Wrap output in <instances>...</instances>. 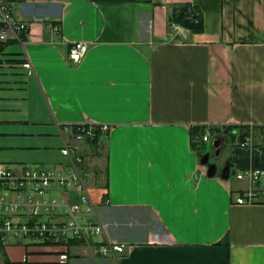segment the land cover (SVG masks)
Returning <instances> with one entry per match:
<instances>
[{
  "label": "crops",
  "instance_id": "1",
  "mask_svg": "<svg viewBox=\"0 0 264 264\" xmlns=\"http://www.w3.org/2000/svg\"><path fill=\"white\" fill-rule=\"evenodd\" d=\"M8 1L29 29L24 48L0 47V164L58 169L68 162L63 136L70 138L61 126H110L90 190L106 235L10 246L11 261L28 254L31 264H264V179L256 202L240 205L249 183L230 180L233 173L209 177L200 159L213 152L204 151L207 142L193 145L219 135L223 152L228 138L214 131L231 126H256L262 145L264 0ZM186 3L203 13L200 34L169 22ZM77 41L90 48L74 63L68 51ZM239 149L227 159L231 172ZM51 197L79 201L73 189ZM106 239L125 252L101 255Z\"/></svg>",
  "mask_w": 264,
  "mask_h": 264
},
{
  "label": "built area",
  "instance_id": "2",
  "mask_svg": "<svg viewBox=\"0 0 264 264\" xmlns=\"http://www.w3.org/2000/svg\"><path fill=\"white\" fill-rule=\"evenodd\" d=\"M172 27L177 31L180 25L173 24ZM28 29L29 25L15 16L12 4L8 0H0V47L15 42L24 48ZM89 48L86 42H74L68 51L69 60L81 62ZM62 131L68 132L70 138L63 136L61 151L68 162L60 168L15 170L7 164H0V264H6V261L15 263L7 251L10 246L24 244L30 248L70 242L90 243L106 235L107 226L100 219L98 206L91 197L90 190L98 181L95 167L89 163V153L99 155L100 150L99 153L94 152L92 143L97 134H100L103 143L110 126L77 123L61 126ZM260 132L264 135V127ZM233 136L237 141L236 147L247 151L250 159L261 153L256 126H249L248 134L243 137L236 129ZM219 137L207 133L201 139L196 138V142H207L213 146ZM76 143L87 144V150L81 151ZM235 172L237 179L246 180L250 185L237 197L236 202L240 205L255 203L264 170L250 164L244 170L236 168ZM56 188L77 191L79 201L72 204L58 202L51 197ZM104 203L109 204L110 200L106 198ZM98 251L103 256L116 257L125 252V247L108 239L99 240ZM60 260L67 263L68 256L61 255ZM16 264H31L29 255L25 254Z\"/></svg>",
  "mask_w": 264,
  "mask_h": 264
},
{
  "label": "trees",
  "instance_id": "3",
  "mask_svg": "<svg viewBox=\"0 0 264 264\" xmlns=\"http://www.w3.org/2000/svg\"><path fill=\"white\" fill-rule=\"evenodd\" d=\"M169 22L171 25L177 24L184 28H187L191 30L193 33L200 34L204 29V16L201 11V9L191 3H186L180 6H177L174 8L172 14L169 17ZM226 129L221 130V128L216 129L214 133H221L222 131H225V137L229 138L232 136L233 131L238 129L242 135V137L245 134H248L249 126H231V127H225ZM205 130L201 131V134L203 135ZM233 139H235V136H233ZM196 142V139H195ZM194 142V143H195ZM194 145L195 150H199V146H197L198 142H196ZM102 140L100 138V134H97L96 139L93 141L92 145H94L92 148L94 152L99 153V150L101 148ZM234 162L236 163V166L238 169L244 170L250 166V164L254 168H259L264 170V139L261 145V153L256 154L253 156L252 159H250L249 153L245 150H238V153L236 157L234 158ZM75 243V242H71ZM6 264H15L11 263L9 261H6Z\"/></svg>",
  "mask_w": 264,
  "mask_h": 264
},
{
  "label": "water",
  "instance_id": "4",
  "mask_svg": "<svg viewBox=\"0 0 264 264\" xmlns=\"http://www.w3.org/2000/svg\"><path fill=\"white\" fill-rule=\"evenodd\" d=\"M222 143L223 142L219 141L218 139L214 141L213 149L215 151V155H212L211 152H207L201 156L200 162L202 165L208 168L209 177H215L219 174L221 178L225 180H229L231 175V168L235 167L232 160L229 159L222 168L219 167V164L217 162H211V158L216 160L220 157L222 152L221 149Z\"/></svg>",
  "mask_w": 264,
  "mask_h": 264
},
{
  "label": "rangeland",
  "instance_id": "5",
  "mask_svg": "<svg viewBox=\"0 0 264 264\" xmlns=\"http://www.w3.org/2000/svg\"><path fill=\"white\" fill-rule=\"evenodd\" d=\"M221 133H225V131H222ZM236 140H234L232 137H229L228 138V142L226 144V147L224 149V151L221 153L220 157L218 159H216L217 163L219 164V167L222 168V166L225 164V162L227 161V159L234 153V151L236 150ZM213 152V155H215V151L213 149V147L211 146L210 143L206 144L204 146V151L205 150H210ZM98 156V155H96ZM89 163H98L97 159L95 156H93V154H90L89 153ZM223 163V164H222ZM232 178L230 180H237V177H236V172L232 171ZM238 183V182H237ZM57 192L56 191L54 194L57 195Z\"/></svg>",
  "mask_w": 264,
  "mask_h": 264
},
{
  "label": "bare ground",
  "instance_id": "6",
  "mask_svg": "<svg viewBox=\"0 0 264 264\" xmlns=\"http://www.w3.org/2000/svg\"><path fill=\"white\" fill-rule=\"evenodd\" d=\"M47 253V252H46Z\"/></svg>",
  "mask_w": 264,
  "mask_h": 264
}]
</instances>
